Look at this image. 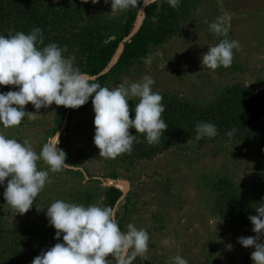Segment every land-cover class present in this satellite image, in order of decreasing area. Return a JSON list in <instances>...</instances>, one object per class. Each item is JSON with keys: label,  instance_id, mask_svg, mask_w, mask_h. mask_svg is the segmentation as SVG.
I'll return each instance as SVG.
<instances>
[{"label": "rangeland", "instance_id": "1", "mask_svg": "<svg viewBox=\"0 0 264 264\" xmlns=\"http://www.w3.org/2000/svg\"><path fill=\"white\" fill-rule=\"evenodd\" d=\"M88 1L93 12L116 15L111 13V0L96 4ZM217 17H223L227 38L239 41L240 48L233 50L230 67L213 71L202 65L201 57L209 46L223 39L209 30ZM145 75L154 79L153 91L172 92L191 100L209 99L235 82L263 90L264 0H200L191 18L172 37L152 47L107 87L121 82L131 84ZM28 112L35 115L30 119L25 116L17 127L0 125V133L20 142L28 138L37 153L59 133V147L67 148L68 164L74 165L59 172L49 171L51 182L41 191L42 199L49 198V204L60 197L73 202L70 194L88 185L90 178L99 187L98 202L105 186L127 181V190H122L114 205L118 208L116 219L122 231L133 223L145 228L150 237L148 252L133 264H170L176 255L187 259L188 264H253L254 247L242 246L238 238L255 237L254 226L234 227L216 216L211 210L210 183L216 177H228L250 192L259 188L264 180V146L204 138L199 142L189 140L148 159L122 163L116 158L99 157L94 137L85 132L81 115L69 118L65 112L55 132L60 106L53 103L36 110L31 104ZM93 112L91 104L83 115ZM37 163L38 169L48 170L43 160ZM112 171L116 179L109 177ZM3 211L12 223L39 222L37 214H16L7 202ZM164 240L169 241L167 246L162 244ZM258 242H264V236ZM109 264H113L111 259Z\"/></svg>", "mask_w": 264, "mask_h": 264}, {"label": "clouds", "instance_id": "2", "mask_svg": "<svg viewBox=\"0 0 264 264\" xmlns=\"http://www.w3.org/2000/svg\"><path fill=\"white\" fill-rule=\"evenodd\" d=\"M85 3L88 0H84ZM93 4L99 0H91ZM108 3L109 0H104ZM140 0H111V13L118 14L137 8ZM155 0H143L145 6ZM172 9H177L181 0H166ZM139 9V8H138ZM143 12L141 9H139ZM209 30L219 43L209 46L201 57L204 67L215 71L218 67L228 68L234 58L233 50H239L237 40L228 39V28L223 17H217L209 25ZM44 45L43 32L39 27L30 33L10 32L7 37L0 35V86L12 85L17 90L0 92V125L4 128L17 127L25 116L30 119L32 112L25 111L31 103L36 110L57 106L77 109L85 105L91 97L94 115V144L99 149V157L115 159L124 153H131L136 135L144 134L149 145L157 144L168 125L162 119L165 106L163 97L154 92L155 81L150 75L142 80L121 82L113 87L101 86L94 76L75 66V56H65L67 46L56 43ZM94 94V95H93ZM136 98L130 118L128 101ZM236 132L232 128L226 133L231 139ZM218 134L217 125L211 122H197L195 140L214 138ZM59 133L50 137L37 153L28 138L22 142L0 133V186L7 185L4 199L16 214H24L33 206L34 199L50 183L49 171L59 172L74 165L66 163L67 154L59 147ZM43 160L48 170L38 169V161ZM46 218L54 227L55 239L62 236L63 242L56 243L47 251L37 255L32 264H133L138 256L149 250V234L145 228L133 223L122 231L116 219L118 208L85 205L83 203L57 199L46 208ZM257 215L249 216L254 226L255 237H239L238 243L244 247L253 246V264H264V203L256 208ZM168 240L162 244L167 246ZM110 257V258H109ZM170 264H188L180 255L171 257Z\"/></svg>", "mask_w": 264, "mask_h": 264}, {"label": "trees", "instance_id": "3", "mask_svg": "<svg viewBox=\"0 0 264 264\" xmlns=\"http://www.w3.org/2000/svg\"><path fill=\"white\" fill-rule=\"evenodd\" d=\"M199 3L200 0H181L179 7L174 10L166 0H155L148 6L143 5V0H140L137 8L108 15L93 12L89 1L85 3L84 0H0V35L7 37L10 32L16 31L28 34L33 28L39 27L43 32L44 45L56 43L60 47L67 46L68 51L64 55H74L75 66L94 76L101 86L107 87L110 81L126 72L152 47L172 37L191 18ZM142 5L139 27L127 38L135 26ZM120 44L121 50L110 65ZM9 90L17 89L12 85L0 86V92ZM154 92H159L163 97L165 111L162 119L168 129L159 143L149 145L144 134L136 133L134 128H130V134L136 135L137 140L133 142L131 153L116 157L122 163L148 159L173 146H182L189 140H195V125L201 121L217 125L218 134L215 139L246 146H264V89L255 91L243 83L235 82L217 90L211 98L201 100H191L172 92ZM91 100L90 97L85 105L77 109L60 106L54 131L56 132L58 125L62 123L63 114L67 112L69 118L81 115L85 132L94 137L95 113L83 115L91 106ZM137 102L136 98L128 101L130 118H134L133 109ZM30 105L31 103L25 105V111H29ZM232 128L236 132L229 139L226 133ZM66 149L63 148L64 151ZM66 162H70L68 158ZM74 171L81 175L79 170ZM109 177L116 179V172L109 173ZM9 178L0 186V264H32L37 255L58 242L62 243L63 239L62 236L59 240L54 238L56 230L48 223L46 209H40L43 204L44 208L50 205L49 198L42 199L41 192L27 212L37 214L39 222L29 225L9 221L3 211L6 204L3 193ZM88 181V185L79 187L70 194L73 202L114 206L122 196V190L112 184L104 187L102 200L98 202L99 187L94 184L95 180L90 178ZM210 189L212 212L234 227L251 224L249 216L257 215L256 208L264 202V180L259 188L250 192L231 178L216 177L211 181ZM61 198L65 200V197ZM119 227L122 229L121 225Z\"/></svg>", "mask_w": 264, "mask_h": 264}, {"label": "bare ground", "instance_id": "4", "mask_svg": "<svg viewBox=\"0 0 264 264\" xmlns=\"http://www.w3.org/2000/svg\"><path fill=\"white\" fill-rule=\"evenodd\" d=\"M144 5V4H143ZM142 5V6H143ZM141 9V8H140ZM142 10V9H141ZM141 19H142V12L139 10V12H138V14H137V17H136V20H135V28L137 29V27L139 26V24H140V22H141ZM122 47V46H121ZM121 47L119 46L118 47V49H117V51H116V53H115V55L113 56V58H112V60H111V62H110V65L116 60V58H117V56H118V54H119V52H120V50H121ZM116 186L118 187V188H120L121 190H123V191H126L127 190V188H128V183H127V181H125V180H117V182H116Z\"/></svg>", "mask_w": 264, "mask_h": 264}, {"label": "water", "instance_id": "5", "mask_svg": "<svg viewBox=\"0 0 264 264\" xmlns=\"http://www.w3.org/2000/svg\"><path fill=\"white\" fill-rule=\"evenodd\" d=\"M141 9L143 10V6H141ZM139 27V26H138ZM138 27H137V29H138ZM136 28H135V26L133 27V29H132V31L130 32V34H129V36L127 37V38H129L136 30H137ZM127 38H125V39H127ZM120 47L122 46V44H120L119 45ZM107 70V68L106 69H104L102 72H104V71H106ZM101 72V73H102Z\"/></svg>", "mask_w": 264, "mask_h": 264}]
</instances>
